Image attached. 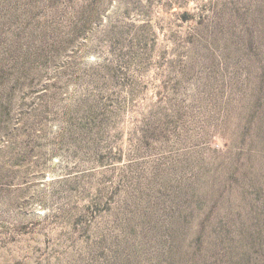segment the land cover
I'll return each mask as SVG.
<instances>
[{"label":"rangeland","instance_id":"1","mask_svg":"<svg viewBox=\"0 0 264 264\" xmlns=\"http://www.w3.org/2000/svg\"><path fill=\"white\" fill-rule=\"evenodd\" d=\"M0 264H264V0H0Z\"/></svg>","mask_w":264,"mask_h":264}]
</instances>
